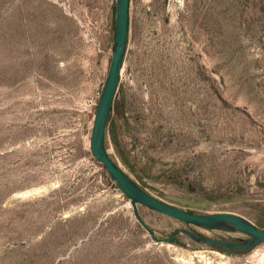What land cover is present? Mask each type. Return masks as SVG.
I'll use <instances>...</instances> for the list:
<instances>
[{
    "label": "rangeland",
    "instance_id": "1",
    "mask_svg": "<svg viewBox=\"0 0 264 264\" xmlns=\"http://www.w3.org/2000/svg\"><path fill=\"white\" fill-rule=\"evenodd\" d=\"M116 8L0 0V264H264V241L157 242L92 155ZM115 101L106 145L143 188L264 228V0H131ZM138 210L159 237L248 238Z\"/></svg>",
    "mask_w": 264,
    "mask_h": 264
},
{
    "label": "water",
    "instance_id": "2",
    "mask_svg": "<svg viewBox=\"0 0 264 264\" xmlns=\"http://www.w3.org/2000/svg\"><path fill=\"white\" fill-rule=\"evenodd\" d=\"M130 2L131 0H117L113 56L94 116L90 137V150L92 155L107 169L111 179L115 181L117 187L130 200L137 220L153 235L157 242H173L176 234L179 232L187 233L194 239L227 248L247 249L263 242L264 228L258 227L255 223L238 213L232 211L193 212L180 208L151 194L135 181L108 151L106 145L108 120L115 101L124 64L126 43L130 29ZM138 204H143L187 223L208 228L238 230L248 235L249 238L245 241H234L208 237L194 233L184 227L174 229L170 232L169 236L159 237L154 234L153 229L140 215Z\"/></svg>",
    "mask_w": 264,
    "mask_h": 264
},
{
    "label": "trees",
    "instance_id": "3",
    "mask_svg": "<svg viewBox=\"0 0 264 264\" xmlns=\"http://www.w3.org/2000/svg\"><path fill=\"white\" fill-rule=\"evenodd\" d=\"M117 106H118V103H117V101H115L114 104H113V107H112L111 112H112V111L114 110V108H116ZM110 114H111V113H110ZM113 129H114V126H111V125H110V122H109V120H108V131H107V135H106V140H107L108 135L111 134V136L113 135V140H114V142L116 143V138H115V134H114Z\"/></svg>",
    "mask_w": 264,
    "mask_h": 264
},
{
    "label": "flooded vegetation",
    "instance_id": "4",
    "mask_svg": "<svg viewBox=\"0 0 264 264\" xmlns=\"http://www.w3.org/2000/svg\"><path fill=\"white\" fill-rule=\"evenodd\" d=\"M248 238H249V236H248ZM247 238H245V239H240V240H238V241H245ZM214 245V244H213Z\"/></svg>",
    "mask_w": 264,
    "mask_h": 264
},
{
    "label": "built area",
    "instance_id": "5",
    "mask_svg": "<svg viewBox=\"0 0 264 264\" xmlns=\"http://www.w3.org/2000/svg\"><path fill=\"white\" fill-rule=\"evenodd\" d=\"M93 104H95V101H92V102H91V105H93Z\"/></svg>",
    "mask_w": 264,
    "mask_h": 264
}]
</instances>
